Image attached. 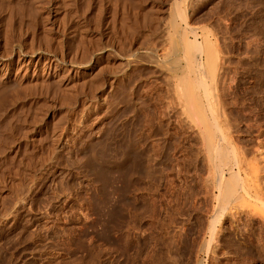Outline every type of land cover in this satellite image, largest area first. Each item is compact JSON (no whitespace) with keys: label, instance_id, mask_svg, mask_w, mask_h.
<instances>
[{"label":"rangeland","instance_id":"rangeland-1","mask_svg":"<svg viewBox=\"0 0 264 264\" xmlns=\"http://www.w3.org/2000/svg\"><path fill=\"white\" fill-rule=\"evenodd\" d=\"M7 1L0 0L5 6L15 2ZM18 1L26 14L15 11L12 20L0 11V53L13 51L16 59L18 45L22 50L45 47L60 57L77 45L86 48L79 56L106 46L113 50L93 57L91 69L76 72L70 83L44 74L37 81L25 76L21 95L11 83L3 89L0 84V264H264V0ZM179 3L198 40L208 35L219 58L227 55L219 59L218 72L228 70L219 72L214 89L218 110L227 116L221 124L230 125L226 132L239 155L238 164L224 171L233 166L248 180L251 196L245 195V203L221 208L205 142L194 123L183 122L187 116L154 72L135 68L117 88L111 80L122 65L120 50L156 47L162 40L157 15L170 18ZM38 80L52 82L46 88ZM214 213L212 238L208 228Z\"/></svg>","mask_w":264,"mask_h":264},{"label":"bare ground","instance_id":"bare-ground-1","mask_svg":"<svg viewBox=\"0 0 264 264\" xmlns=\"http://www.w3.org/2000/svg\"><path fill=\"white\" fill-rule=\"evenodd\" d=\"M3 1V0H2ZM9 1V0H8ZM7 1V2H8ZM14 1V0H13ZM18 1V0H17ZM17 1L15 0V2H10L9 4H7L8 6H5L4 3H1L0 2V11H2V14H9L10 16L14 13V15L16 14V12H20V14L22 13L23 15L26 14L24 10L25 7L22 5H19V3H17ZM24 1V0H22ZM27 1V0H26ZM45 1V0H44ZM60 1V0H59ZM64 1V0H63ZM113 1V0H112ZM120 1V0H119ZM127 1V0H126ZM160 1V0H159ZM169 1V0H168ZM171 1V0H170ZM169 1V2H170ZM174 1V0H172ZM176 1V0H175ZM178 1V0H177ZM176 1V2H177ZM201 1V0H200ZM19 2V1H18ZM31 2V1H30ZM34 2V0H33ZM47 2V1H46ZM102 2V1H101ZM156 2V1H155ZM188 2V0H187ZM190 2V1H189ZM193 2V1H191ZM190 2V4H191ZM195 2V1H194ZM193 2V3H194ZM197 2V0H196ZM25 3V2H24ZM27 3V2H26ZM40 3V2H39ZM60 3V2H59ZM158 3V2H157ZM178 3V2H177ZM182 3V2H181ZM192 3V4H193ZM37 4V3H36ZM35 4V5H36ZM64 4V3H63ZM113 4V3H112ZM125 4V3H124ZM129 4V3H128ZM171 4V2H170ZM174 4V3H173ZM26 5V4H25ZM114 5V4H113ZM117 5V4H116ZM132 5V4H131ZM150 5V4H149ZM186 5V4H185ZM226 5V4H225ZM32 6V5H31ZM45 6V5H44ZM59 6V5H58ZM188 6H189V3H188ZM24 7V8H23ZM28 7V6H27ZM144 7V6H143ZM153 7V6H152ZM157 7V6H156ZM168 7V6H167ZM173 7V5H172ZM186 7V6H185ZM35 8V7H34ZM37 8V7H36ZM51 8V7H50ZM59 8H61L59 6ZM101 8V7H100ZM123 8V7H122ZM142 8V7H141ZM39 9V8H38ZM56 9V7H55ZM53 9V10H55ZM117 9V8H116ZM144 9V8H143ZM154 9V8H153ZM166 9V7H165ZM168 9L170 10V8L168 7ZM173 10L169 13L170 15V18L168 17L167 15V19L166 18V15H163L164 17H161L160 15V18L158 17L159 15H157V19H159L158 21H161V22H158L157 23H160V34H162V38L160 37H157L156 38H160L162 39L161 40V43L158 41V44L160 45L161 44V47H159V45L157 44V41H156V47L154 45H136V47H124V49L126 50H120V53H119V58H120V62H121V68H119L120 70L117 71V73L115 72V70L113 71L114 73H112L113 75L111 76V80H112V83L114 84V86L117 88V87H120V86H123L121 85V83H123V81H126L124 78L123 75H126L129 74L131 75L130 73L134 72V69L138 68V70H145L148 71H152L153 74H155V77L154 78H158L160 79V82H162L166 87V90L167 92L169 93V97L171 98V101L172 103H174L180 111H182V114L184 113L185 114V119H184V123H185V120L186 122H190L191 124H193V127H195V129L197 130V136L198 134L200 135L201 139H203V141L205 142V146H206V149H207V161H208V164L212 167V169L214 168L216 173H214V178L211 180V183L213 182L214 184V187L217 189L216 190V193L214 197L218 198L219 199V203H220V206L221 208H227L231 202H237V201H240L242 200L241 202H244L245 203V198L247 197L248 195V199L249 197L251 196L250 193H249V184H248V180H246L245 178H243L237 171H233L232 167H229L228 168V171H224V167L226 166H230L232 163H236L238 164V161H239V155H237V152L236 150L234 149V147L232 146V143L230 141L231 137L229 135H227V132L229 131L228 126L224 127L222 126L223 122L225 123V121L223 120L222 122V118H225L227 116L224 117V112H219L218 110V103H219V96L217 95L218 93H216L215 91V83H216V79L219 80L218 78H222L220 76V73H224L223 72V66L221 65L220 66V69L222 70L220 72H218V66L219 64H223V62L219 63V59H221L222 61H225L223 60L221 57H225L227 55H223L219 58V54L217 52V50H214V48L211 46L212 44V41L210 42V39L208 37V35L206 34H201L202 35V38L203 40L202 41H199L198 40V34L197 32L195 31V28L193 26H190L189 22L187 21V16L185 17L184 16V13L183 12V9L180 8V3H179V6H177L176 8H172ZM186 9V8H185ZM34 10V9H33ZM149 10V9H148ZM160 10V9H159ZM167 10V9H166ZM165 10V12H166ZM36 11V9H35ZM42 11V10H41ZM58 11V10H56ZM56 11H54L53 13H55ZM61 11V10H60ZM124 11V10H123ZM140 11V10H139ZM146 11V10H145ZM158 11V10H157ZM164 11V10H163ZM190 12V10H188ZM32 12V11H31ZM62 12V11H61ZM117 12V11H116ZM119 12V11H118ZM187 12V11H186ZM28 13V12H27ZM50 13V12H49ZM58 13V12H56ZM142 13V12H141ZM146 13V12H145ZM148 13V12H147ZM146 13V14H147ZM156 13V12H155ZM1 14V13H0ZM21 14V15H22ZM32 14V13H31ZM63 14V13H62ZM65 14V13H64ZM117 14V13H116ZM154 14V13H152ZM157 14V13H156ZM165 14V13H164ZM168 14V12L166 13ZM183 14V16H182ZM6 15H2L5 16V21H7L9 19V16L6 17ZM14 15H12L14 17ZM124 15V14H123ZM149 15V14H148ZM181 15V17H180ZM189 15V14H188ZM1 16V15H0ZM12 16L10 17L12 20ZM16 16V15H15ZM46 16V15H45ZM48 16V14H47ZM46 16V17H47ZM59 16V15H58ZM62 16V15H61ZM119 16V15H118ZM121 16V15H120ZM147 15L143 14V16L141 15V17L146 18ZM192 16V15H191ZM20 17V15H19ZM26 17V16H25ZM29 17V16H28ZM26 17V18H28ZM55 17V16H54ZM99 17V16H98ZM156 17V15L154 16ZM153 17V19H154ZM182 18L184 17L183 19H181V22L182 20H184L185 22V25L182 26V24L179 22L178 18ZM189 17V16H188ZM194 17V16H193ZM8 18V19H7ZM15 18V17H14ZM22 18V17H21ZM64 18V17H63ZM61 18V19H63ZM79 18V17H78ZM161 18H164V20H160ZM165 18L167 20H165ZM1 19V18H0ZM3 19V18H2ZM7 19V20H6ZM43 19V18H42ZM69 19V18H68ZM155 19V20H157ZM190 19V18H189ZM194 19V18H193ZM11 20V21H12ZM45 20V19H44ZM53 20V19H52ZM60 20V18L58 19ZM73 20V19H72ZM71 20V21H72ZM108 20V19H107ZM118 20V19H117ZM139 20V19H138ZM142 20V19H141ZM140 20V21H141ZM154 20V21H155ZM192 20V19H191ZM9 21V20H8ZM10 22H7V23H11ZM69 21V20H68ZM111 21V19H110ZM124 21V19H123ZM123 25L122 27L125 26V21L123 22ZM153 21V20H151ZM190 21V20H189ZM3 24H4V20H2ZM1 22V24H2ZM13 22V21H12ZM16 22V21H15ZM41 22V21H40ZM39 22V23H40ZM56 22V21H55ZM59 22V21H58ZM63 22V21H61ZM108 22V21H107ZM119 22V21H118ZM183 22V23H184ZM5 23V24H7ZM35 23V22H34ZM60 23V22H59ZM105 23V22H104ZM114 23V22H113ZM121 23V24H122ZM153 23V22H152ZM156 21L154 22V25L156 26H159L158 24H155ZM194 23V22H193ZM18 24V23H17ZM16 24V25H17ZM24 24V23H23ZM41 24V23H40ZM64 24V23H63ZM181 24V25H180ZM38 25V24H37ZM55 25V24H54ZM54 25H51V26H54ZM140 25V24H139ZM1 26V25H0ZM62 26V25H61ZM198 26V25H196ZM21 27V26H20ZM34 27V26H33ZM58 27V26H57ZM60 27V26H59ZM63 27V26H62ZM65 27V26H64ZM120 27V26H119ZM1 28V27H0ZM8 28V27H7ZM14 28V27H13ZM30 28V27H29ZM45 28V27H44ZM53 28V27H52ZM125 28V27H124ZM3 29V28H2ZM21 29V28H20ZM40 29V28H39ZM46 29V28H45ZM70 29V28H69ZM121 29V28H120ZM127 29V28H126ZM125 29V30H126ZM158 29V27H157ZM205 29V28H204ZM4 30V29H3ZM2 30V32H3ZM53 30V29H52ZM62 30V29H61ZM135 30V29H134ZM140 30V29H139ZM197 30V29H196ZM127 31V30H126ZM153 31H155L153 29ZM8 32H9V28H8ZM15 32V31H14ZM37 32V31H36ZM43 32V31H42ZM49 32V30L47 31ZM67 32V31H65ZM81 32V31H80ZM83 32V31H82ZM150 32V31H149ZM7 32H5L6 34ZM60 33V32H59ZM85 33V32H84ZM143 33V32H142ZM146 33V32H145ZM148 33V32H147ZM46 34V33H44ZM78 34V33H77ZM80 34V33H79ZM115 34V33H114ZM113 34V35H114ZM130 34V33H129ZM140 34V33H139ZM191 35H193V38H191ZM10 35V34H9ZM26 35V34H24ZM32 35V34H31ZM49 35V34H48ZM66 35V34H65ZM75 35V34H74ZM83 35V34H82ZM135 35V34H134ZM150 36V34H148ZM156 35H158L156 33ZM121 36V35H120ZM139 36V35H138ZM144 36V35H143ZM141 36V37H143ZM200 36V35H199ZM17 36H15L16 38ZM53 37V36H52ZM62 37V36H61ZM74 37V36H73ZM72 37V38H73ZM80 37V36H79ZM130 37V36H129ZM201 37V36H200ZM1 38V37H0ZM6 38H9V37H6ZM6 38H5V41H6ZM12 38V37H10ZM9 38V39H10ZM19 38V36H18ZM17 38V39H18ZM41 38V37H40ZM39 38V39H40ZM46 38H47V34H46ZM110 38V37H109ZM119 38V37H118ZM146 38V37H145ZM155 38V40H156ZM214 38V37H213ZM34 39V37H33ZM45 39V38H44ZM50 39V38H49ZM56 39V38H55ZM85 39V38H84ZM126 39V37H125ZM140 39V38H139ZM142 39V38H141ZM21 40V39H20ZM77 40V39H76ZM75 40V41H76ZM80 40V39H79ZM82 40V39H81ZM87 40V39H86ZM133 40V39H132ZM158 40V39H157ZM221 40V39H220ZM223 40V39H222ZM11 41V40H10ZM30 41V39H29ZM47 41V40H46ZM51 41V40H50ZM74 41V40H73ZM129 41V40H128ZM148 41V40H147ZM152 41V40H151ZM154 41V39H153ZM71 42V41H70ZM79 42V41H78ZM106 42V41H105ZM144 42V41H143ZM215 42V41H214ZM1 43V42H0ZM29 43V42H28ZM27 43V44H28ZM48 43V42H47ZM74 43V42H73ZM84 43V42H83ZM86 43V41H85ZM111 43V42H110ZM121 43V42H120ZM151 43V42H150ZM211 43V44H209ZM5 44V43H4ZM3 44V46H4ZM26 44V45H27ZM71 44V43H70ZM75 44H78V43H75ZM81 44V42H80ZM127 44V43H126ZM155 44V42H154ZM227 44V43H226ZM234 44V43H233ZM2 44H0L1 46ZM9 45V44H8ZM12 45V44H11ZM41 45V44H40ZM45 45V44H44ZM72 45V44H71ZM83 46V44H81ZM112 45V44H111ZM115 45V44H114ZM122 45V44H121ZM132 45V44H131ZM214 45V44H213ZM216 45V43H215ZM214 45V47H215ZM19 46V45H18ZM17 46L18 50H17V58L14 59V52L11 51V53H8L7 54H3V53H0V85L3 89V87L5 86L6 87V83H8L10 85L11 83V87H12V90H20V95H21V92H22V89L23 87H20L22 85V82H21V85H20V80L21 77H25V76H30L31 78H36L38 79L41 74H44V76H46V78H55L54 80H57V79H60V80H66L67 83L71 80L72 76L74 77L75 75H77L78 71H80L81 69H88L92 66H90L91 62H92V59L94 60L93 57L95 56H99L101 55L100 53L106 51V50H109L112 52V47L111 46H106V47H103L99 50H94L92 51L93 53L90 54L91 56H88L89 55V52L87 50V52H83L85 49L82 50L81 47H79V45H72V46H76L74 51L72 50V52L70 50H68L67 52H71L72 54L69 55H64L62 54L61 57L58 56L55 51V53H50L49 52H46L44 50V48H41L40 47H36L34 49V47L32 49L28 50L25 49V50H22V49H19V47ZM30 46V45H29ZM38 46V45H37ZM57 46V45H56ZM85 46V45H84ZM83 46V47H84ZM120 46V45H119ZM217 46V45H216ZM220 46V45H219ZM5 47V46H4ZM21 47V46H20ZM221 47H222V44H221ZM16 48V49H17ZM47 48V47H46ZM118 48V46H117ZM128 48V49H127ZM11 49V48H10ZM15 49V50H16ZM50 49V47H49ZM56 49V47H55ZM69 49V48H68ZM80 49L82 50L81 51V55L79 56V51ZM123 49V48H122ZM220 49V47H219ZM223 49V48H222ZM60 50V49H59ZM63 51V50H62ZM60 51V52H62ZM220 51V50H219ZM222 51V50H221ZM220 51V52H221ZM224 52V50H223ZM229 52V51H228ZM99 54V55H98ZM223 54V53H222ZM221 55V54H220ZM80 57V58H79ZM88 57V58H87ZM83 58V59H81ZM97 58V57H96ZM95 58V59H96ZM229 58V57H228ZM227 59V58H226ZM119 61V60H118ZM229 61V60H227ZM118 62V63H120ZM113 63V62H112ZM117 63V64H118ZM226 63V62H225ZM16 64V66L14 67V65ZM96 64V63H95ZM97 65V64H96ZM119 65V67H120ZM227 65V64H226ZM101 66V65H100ZM114 67V66H113ZM226 67V66H225ZM115 68V67H114ZM232 68V67H231ZM95 69V68H94ZM225 69V68H224ZM99 71V69H97ZM95 70V71H97ZM102 70V69H101ZM100 70V71H101ZM137 70V71H138ZM87 71V70H86ZM94 71V72H95ZM99 71V73H100ZM103 71V70H102ZM101 71V72H102ZM77 72V73H76ZM112 72V71H111ZM76 73V74H75ZM137 73V72H136ZM135 73V74H136ZM143 73V72H142ZM151 73V74H152ZM228 73V72H227ZM75 74V75H74ZM86 74V73H85ZM134 74V75H135ZM148 74V73H147ZM146 74V75H147ZM95 75V74H93ZM227 75V74H226ZM43 76V75H41ZM123 76V77H122ZM220 76V77H219ZM129 77V76H128ZM128 77H125V78H128ZM131 77V76H130ZM135 77V76H133ZM223 77H224V74H223ZM229 77V75H228ZM41 78V77H40ZM90 78V77H89ZM74 79V78H73ZM131 78H129L127 81H129ZM135 79V78H134ZM43 80V78H42ZM53 80V79H52ZM86 80V79H84ZM95 80V79H94ZM132 80V79H131ZM156 80V79H155ZM211 80V81H210ZM31 81V80H30ZM34 81V80H33ZM37 81V80H36ZM41 81V80H40ZM49 81V80H47ZM72 81V80H71ZM70 81V82H71ZM82 81V80H81ZM224 80H221V81H218L217 83L220 84L219 82H222ZM35 82V81H34ZM39 82V80H38ZM42 82V81H41ZM45 81H43L42 83H44ZM50 82L52 81H49L48 84H45L46 85V88L47 86L50 84ZM55 82V81H54ZM58 82V81H57ZM69 82V83H70ZM84 82V81H82ZM111 82V81H110ZM131 82V81H130ZM225 82V81H224ZM24 83V82H23ZM40 83V82H39ZM47 83V82H46ZM62 83V82H61ZM85 83V82H84ZM128 82H126V84L124 83V85H127ZM147 83V82H146ZM6 84V85H5ZM34 84L38 85V83H33V85L31 86H34ZM41 84V83H40ZM66 84V83H65ZM75 84V83H74ZM7 85V86H9ZM24 85V84H23ZM42 85V84H41ZM45 85H42L45 87ZM57 85V84H55ZM60 85V84H59ZM146 85V84H145ZM151 85V84H150ZM160 85V84H159ZM224 84H222V87H223ZM52 86V85H51ZM58 86V85H57ZM69 86V85H68ZM77 86V85H76ZM218 85H216L217 87ZM40 87V85H39ZM54 87V86H53ZM59 87V86H58ZM147 87V86H146ZM149 87V86H148ZM153 87V86H152ZM221 85L219 86V89L218 91L220 92L222 89L220 88ZM229 87V86H228ZM10 88V87H9ZM9 88H6V89H9ZM17 88V89H16ZM28 88V87H27ZM42 88V87H41ZM40 88V89H41ZM67 88V87H66ZM1 89V88H0ZM31 89V88H30ZM35 89H36V86H35ZM44 89V88H43ZM58 89V88H57ZM227 89V88H226ZM11 90V89H9ZM8 90V91H9ZM13 90V91H14ZM25 90H27L25 88ZM39 90V89H37ZM59 90V89H58ZM62 90V89H61ZM70 90V89H69ZM152 90V89H151ZM161 90V89H159ZM5 91V90H3ZM7 91V90H6ZM24 91V89H23ZM46 91V90H45ZM54 91V90H53ZM109 91V90H108ZM117 91V90H116ZM163 91V90H162ZM165 91V90H164ZM224 91V90H223ZM29 92V90H28ZM62 92V91H61ZM115 92V91H114ZM112 92V93H114ZM121 92V91H120ZM226 92V91H225ZM3 93V92H2ZM9 93V92H8ZM14 93V92H13ZM34 93H37V92H34ZM47 93V92H46ZM60 93V92H59ZM68 93V92H67ZM72 93V92H71ZM110 93V92H109ZM108 93V94H109ZM157 93V91H156ZM163 93V92H162ZM168 93H163L165 94V97L167 96L168 97ZM224 93V92H222ZM221 93V94H222ZM31 94V93H30ZM50 94V93H49ZM63 94V92H62ZM120 94V93H119ZM118 94V95H119ZM122 94V92H121ZM225 94V93H224ZM223 94V95H224ZM8 95V94H7ZM13 95V94H12ZM47 95V94H46ZM52 95V94H51ZM50 95V96H51ZM110 95V94H109ZM153 95V94H152ZM155 95V94H154ZM4 96V95H2ZM16 96V95H15ZM33 96V95H32ZM64 96V95H63ZM66 96V95H65ZM105 96V95H104ZM111 96V95H110ZM160 96H163L164 95H161L160 93ZM62 97V96H61ZM122 97V96H121ZM162 97V99H164ZM166 97V98H167ZM0 98H2L1 100H3V97H1L0 95ZM25 98V97H24ZM67 98V97H66ZM154 98V97H153ZM219 98V99H218ZM223 98V97H222ZM30 98H28L29 100ZM45 99V98H44ZM152 99V98H151ZM18 100V99H17ZM111 100V99H110ZM117 100V99H116ZM158 100V99H157ZM165 100V99H164ZM167 100V99H166ZM7 101V100H6ZM14 101V100H13ZM12 101V102H13ZM60 101V100H59ZM159 101V100H158ZM171 101H168L171 103ZM226 101V100H224ZM11 102V101H10ZM15 102V101H14ZM13 102V103H14ZM61 102V101H60ZM157 102V101H156ZM162 102V100L160 101V103ZM28 103H31V102H28ZM114 103V102H113ZM165 103V102H164ZM225 103V102H224ZM70 104V103H69ZM156 104V103H155ZM162 104V103H161ZM160 104V105H161ZM169 104V103H168ZM167 104V105H168ZM226 104V103H225ZM14 105V104H13ZM61 105V104H60ZM159 105V106H160ZM165 105V106H167ZM63 107V106H62ZM157 107V106H156ZM4 108V107H3ZM50 108V107H49ZM57 108V107H56ZM158 108H161V107H158ZM163 108V106H162ZM168 108V107H167ZM223 108V107H221ZM12 109V108H11ZM18 109V108H17ZM154 109V108H153ZM172 109V108H171ZM20 110V109H19ZM163 110V109H162ZM168 110V109H167ZM226 110V109H225ZM224 110V111H225ZM5 112V111H4ZM166 112V111H165ZM163 111V113H165ZM168 112V111H167ZM170 112V111H169ZM227 112V111H226ZM168 116V115H167ZM4 117V116H3ZM175 118V117H174ZM179 118V116H178ZM184 118V117H182ZM177 119V117H176ZM181 119V118H180ZM4 120V119H3ZM179 120V119H178ZM37 121V120H36ZM170 121V120H169ZM229 122V120H227ZM6 122V121H5ZM9 123V122H8ZM183 123V124H184ZM222 123V124H221ZM231 123V122H229ZM181 124V123H180ZM190 124V125H191ZM187 125V123L185 124ZM192 127V126H191ZM192 127V128H193ZM66 129V128H65ZM226 129L228 130L226 132ZM231 129V128H230ZM68 131V130H67ZM60 132V131H59ZM195 132V130H194ZM230 132V131H229ZM60 135V134H59ZM61 136V135H60ZM54 137V136H53ZM230 138V139H229ZM233 139V138H232ZM65 140V138H64ZM67 140V139H66ZM74 141V140H73ZM202 141V140H201ZM200 141V142H201ZM62 143V142H61ZM204 144V143H203ZM64 146V145H63ZM203 146V145H202ZM202 148V147H201ZM205 148V147H204ZM241 151V150H240ZM125 152V151H124ZM123 152V153H124ZM245 152V151H244ZM243 154V153H242ZM206 155V154H205ZM121 157V156H120ZM125 157V156H124ZM243 157V156H242ZM127 158V157H126ZM241 159V158H240ZM244 159V158H243ZM119 161V160H118ZM247 161V160H245ZM124 162V161H123ZM240 163V162H239ZM250 163V162H249ZM121 164V163H120ZM234 164V165H236ZM129 165V164H128ZM243 165V164H242ZM247 166L249 164H246ZM132 166V165H131ZM251 167V166H250ZM249 167V168H250ZM119 169V168H118ZM125 170V168H123ZM123 169H119V170H123ZM213 169V170H214ZM244 169V168H243ZM253 169V168H252ZM251 169V170H252ZM248 170V168H247ZM250 170V171H251ZM256 171V170H254ZM227 172V175L226 173ZM249 172V170L247 171ZM253 172V171H252ZM255 173V172H253ZM251 174L252 176L254 174ZM101 174V173H100ZM104 174V173H103ZM122 173L120 172V176L124 177V175H121ZM126 174H127V171H126ZM128 175V174H127ZM131 176V174H129ZM100 176V175H99ZM118 176V177H120ZM126 177V175H125ZM128 177V176H127ZM126 177V178H127ZM255 177V176H254ZM252 177V178H254ZM260 177V176H259ZM250 178V180L252 179ZM256 178H258L256 176ZM125 179V178H124ZM263 179V178H262ZM130 180V179H129ZM260 181V179H258ZM126 181V180H125ZM122 182V181H121ZM253 183V181H251ZM124 184V182H122ZM258 183V182H257ZM255 184V183H253ZM125 185V184H124ZM127 186V185H126ZM254 186V185H252ZM261 186V185H260ZM121 187V186H120ZM124 186L122 185V188ZM205 187V186H204ZM257 187V186H256ZM125 188V187H124ZM206 188V187H205ZM211 188L210 186L207 188L209 189ZM259 189V187H257ZM262 188V187H261ZM250 189V188H249ZM205 190V189H204ZM207 191V190H206ZM251 191V190H250ZM263 191V189H262ZM121 192V191H120ZM123 192V190H122ZM209 193V191H207ZM261 192V191H260ZM256 194V193H255ZM258 194V193H257ZM246 195V197H245ZM259 195V194H258ZM261 196V194L259 195ZM264 196V195H263ZM124 198V197H123ZM259 199V202L260 200L263 198L261 196V199L259 197H257ZM256 198V199H257ZM253 199V198H252ZM264 199V198H263ZM255 200V199H254ZM128 201V200H127ZM257 201V200H256ZM122 202V201H121ZM250 202V200H247V204ZM262 202V200H261ZM244 203L240 206H243ZM252 205L253 203H249V205ZM255 204V203H254ZM253 204V206H254ZM259 204V203H258ZM264 205V204H263ZM256 206V205H255ZM154 207V206H153ZM248 207V206H247ZM250 207V206H249ZM262 207V214H263V217H264V206H261ZM261 207H259V212L261 210ZM124 208V207H123ZM251 208V207H250ZM154 210V209H153ZM248 210V209H247ZM250 210H253L254 212V209L252 207V209ZM258 210V205H257V209L256 211ZM249 211V210H248ZM155 212V210H154ZM169 212V211H168ZM258 212V211H257ZM122 213V212H121ZM247 213V212H246ZM252 213V212H251ZM250 213V214H251ZM249 214V213H248ZM254 214V213H253ZM251 214V215H253ZM257 214H261L260 213H257ZM124 215V214H123ZM215 213L213 214L212 216V219L211 221L209 222V228H208V231H209V235L214 238L215 236V231H216V219H217V216H214ZM222 215V214H221ZM247 215V214H246ZM259 216V215H258ZM261 216V215H260ZM259 216V217H260ZM137 218V216H136ZM253 218V217H252ZM257 218V217H256ZM135 219V217H134ZM133 219V220H134ZM252 220V219H251ZM262 221L264 222L263 218H262ZM201 225V224H200ZM197 226V225H196ZM195 227V226H194ZM189 239V238H188ZM207 245H209L207 243ZM210 246V245H209ZM214 253V252H213ZM264 256V255H263Z\"/></svg>","mask_w":264,"mask_h":264}]
</instances>
